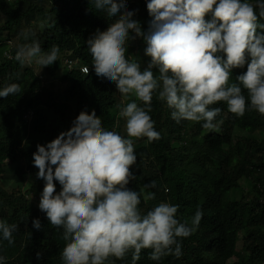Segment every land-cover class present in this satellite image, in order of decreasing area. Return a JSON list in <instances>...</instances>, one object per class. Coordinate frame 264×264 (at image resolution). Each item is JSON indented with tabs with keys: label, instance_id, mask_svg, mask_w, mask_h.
Returning a JSON list of instances; mask_svg holds the SVG:
<instances>
[{
	"label": "clouds",
	"instance_id": "9594fccd",
	"mask_svg": "<svg viewBox=\"0 0 264 264\" xmlns=\"http://www.w3.org/2000/svg\"><path fill=\"white\" fill-rule=\"evenodd\" d=\"M90 3L114 18L106 30H97L87 40V47L97 77L114 83L125 101L117 107L127 137L119 120L108 130L94 111H81L69 130L38 144L33 164L36 178L45 182L38 207L50 225L63 229L62 264H113L111 257L123 259L128 253L137 264L144 249H151L150 259L156 262L169 255L180 258L181 241L200 226L203 211H196L191 225L177 218L178 204L162 202L142 211V197L153 199L155 194L129 187L136 179L134 148L140 145L132 138L146 137L149 143L161 139L150 115L154 95L177 123H201L209 131L223 123L222 108L216 106L221 102L237 117L249 109L264 115V0H147L152 18L147 30L124 0ZM24 35L35 33L29 29ZM138 39L150 58L143 68L126 55ZM4 56L14 57L10 51ZM59 59L57 45L45 51L35 39L20 45L15 55L22 66L36 64L40 70ZM69 61L81 71L83 66L69 58L66 70L72 71ZM245 66L246 71L233 78L232 70ZM20 91L19 84H7L0 87V98ZM145 187H155V182ZM28 197L37 203L34 195ZM32 227L41 229L40 219H33ZM17 231V224L0 219V241L13 244ZM0 264H7L4 255Z\"/></svg>",
	"mask_w": 264,
	"mask_h": 264
},
{
	"label": "trees",
	"instance_id": "16d2710c",
	"mask_svg": "<svg viewBox=\"0 0 264 264\" xmlns=\"http://www.w3.org/2000/svg\"><path fill=\"white\" fill-rule=\"evenodd\" d=\"M124 2L128 10L135 11L134 19L142 13L141 25L147 30L152 19L147 0ZM113 19L95 11L90 0H0V87L17 83L21 88L16 95L0 98V179L20 184L28 171L37 173L33 164L37 145H45L69 130L81 111H94L103 127L114 129L122 99L114 83L97 77L87 47V40L97 30H106ZM29 29L35 36L25 37ZM33 39L45 51L53 45L60 48V59L46 69L53 80L67 83L65 94L75 101L74 106L57 101L42 74L15 60L19 46ZM144 47L142 39L133 41L126 54L138 59L142 68L150 60L144 55ZM6 51L14 55L13 60L4 56ZM67 58L77 61L79 67H89V73L83 74L79 68L66 70ZM244 71L246 66L233 69V78ZM216 106L222 108L223 123L217 131H209L201 123H177L171 110L154 95L150 115L161 139L149 143L145 137L134 142L140 145L134 148L136 179L129 187L155 194L153 199L142 197L140 208L145 213L167 202L180 206L177 218L189 225L198 209L204 215L196 231L181 241L180 258L169 255L156 262L150 259L151 249H144L137 264H230L234 258V264L264 263V139L240 136L234 142L236 129L251 134L264 131V115L249 109L237 117L226 104ZM30 111L37 120L36 137L21 145L14 134ZM117 132L121 134V129ZM174 143L179 147L174 148ZM243 180L250 183L248 190L243 188ZM153 181L155 187H145ZM44 186L43 179L36 178L26 193L0 191V219L18 225L13 244L0 241V255L6 257L7 264L62 263L66 245L63 229L50 225L38 207ZM233 191H241L239 200L231 199ZM31 194L37 198L36 204L28 197ZM35 218L41 221L39 230L32 227ZM110 260L113 264H132V255Z\"/></svg>",
	"mask_w": 264,
	"mask_h": 264
},
{
	"label": "rangeland",
	"instance_id": "374dc122",
	"mask_svg": "<svg viewBox=\"0 0 264 264\" xmlns=\"http://www.w3.org/2000/svg\"><path fill=\"white\" fill-rule=\"evenodd\" d=\"M141 17H142V13L136 15V18L139 21H140ZM136 42L139 43L140 39L136 40ZM29 66L30 67L34 66L36 72L38 74H42L43 81L45 82L46 85H48V88H50V90L54 94V97L57 99V101H59L63 105L66 104V105L71 106V107L74 106L75 101L69 99L65 94V90L68 86L67 83H64L63 81H61V79L53 80L52 77L49 75V73L46 69V66L43 67L41 70H40V66H38L36 64H32ZM130 99H135V98L131 97ZM120 102H122L123 104L125 103V101H123V100L122 101L120 100ZM118 120H119L118 124H120L123 128L122 129L123 136L127 137L124 119L119 117ZM36 124H37L36 118H32V120L30 122H25L24 124H22L21 127H19L15 131L14 136L16 137V139L18 140V142L21 145L27 141H33L35 139V137H36V131H35ZM234 135L236 136V138L234 139V142L239 141L240 136L248 137V138L254 137V139H256V140L264 139V131L251 134V133L236 129ZM132 139L134 140V142L137 140V138H132ZM135 146L138 147L137 145H135ZM173 147L178 148L179 144L174 143ZM27 164H29V162L25 161V165H27ZM35 184H36V174H35V171L32 170L25 175L24 182L20 183V184L13 182V181H5L4 179H0V191L5 190L8 193H12V192L20 193L23 191L26 192L28 189H30ZM241 184H242L243 188H245V189L250 187V184L247 180H243ZM240 198H241V191H233L232 192V194H231L232 200H239ZM33 203L36 204L34 201H33ZM241 243L242 242L240 241L239 242V249H241V247H242ZM234 263H236V258L232 259L230 264H234ZM60 264H62V263H60Z\"/></svg>",
	"mask_w": 264,
	"mask_h": 264
},
{
	"label": "built area",
	"instance_id": "2783aa9c",
	"mask_svg": "<svg viewBox=\"0 0 264 264\" xmlns=\"http://www.w3.org/2000/svg\"><path fill=\"white\" fill-rule=\"evenodd\" d=\"M74 67H76V63H75V62H72V61H69V62H68V68H69L70 70H73ZM81 72H82L83 74H87V73H89V68L86 67V66H83V67L81 68ZM33 115H34L33 112L30 111V112H28V113L25 115V118L28 119V120L30 121V120L33 118Z\"/></svg>",
	"mask_w": 264,
	"mask_h": 264
}]
</instances>
